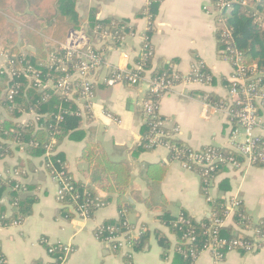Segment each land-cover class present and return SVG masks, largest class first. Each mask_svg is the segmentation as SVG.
Masks as SVG:
<instances>
[{"label":"crops","instance_id":"obj_1","mask_svg":"<svg viewBox=\"0 0 264 264\" xmlns=\"http://www.w3.org/2000/svg\"><path fill=\"white\" fill-rule=\"evenodd\" d=\"M148 1L77 0L82 26H88V15L94 12L97 19L126 20L133 31L123 36L118 42L120 45L114 42L103 47V64L93 73L92 99L82 108L85 137L80 141L65 138L56 148L63 153L72 177L90 183L88 166L80 159V153L85 141L98 142L109 159L129 164L131 179L126 191L112 195L111 201L91 217L74 213L67 219L57 201V184L44 169L45 154L32 157L22 149H14L11 157L0 160V174L32 187L29 193L35 194L37 200L20 224L0 226L3 264H48L51 258L42 245L44 243L68 245L74 249L61 264H180L174 253L176 238L159 219L164 211L172 216L186 212L201 219L210 211L208 198H223L226 204L230 199L241 200L253 224L264 218V166L246 162L237 168L228 166L209 179L203 191L197 173L170 161L165 148L159 146L137 152L139 131L144 122L142 101L150 75L146 73L144 80L135 86L126 82L108 86L105 80L113 69H126L132 65L133 58L141 51L149 21L137 16V12ZM207 5L212 6L211 0H161L150 37L153 69L173 60V68L186 75L193 61L200 59L214 77L209 85L179 83L172 91L164 93L158 102V114L165 118L169 127L177 126V138L195 150L204 146L228 148V136L233 127L220 112L204 113L199 98L202 91L224 97L225 83L231 71L229 62L217 56L215 17L204 8ZM22 48L33 51L29 46ZM3 63L0 48V68ZM259 114L261 122L256 133L264 137V109ZM0 115L6 116L1 108ZM33 117V113H25L19 120L25 122ZM151 163L167 166L158 184H152L144 174L145 165ZM11 172L17 175L13 176ZM119 204L122 210H119ZM121 215L124 222L132 226L134 238L135 229L140 226L149 231V238L139 250L124 244L113 251L95 235L98 225L105 220H117ZM225 224L236 227L230 216ZM157 233L167 238V248L158 243ZM41 238L46 241L40 242ZM193 264H264V241L252 251H229L218 262L209 252L203 251Z\"/></svg>","mask_w":264,"mask_h":264},{"label":"trees","instance_id":"obj_2","mask_svg":"<svg viewBox=\"0 0 264 264\" xmlns=\"http://www.w3.org/2000/svg\"><path fill=\"white\" fill-rule=\"evenodd\" d=\"M160 2L161 0H149L137 12V16L145 17L149 21V28L145 32L141 51L133 58V64L127 68L140 76L149 73L151 78L165 77L174 84H179L183 77H193L195 73L199 76L201 74L210 76V83H212L214 77L200 59L193 61L186 75L173 68V60L163 63L161 67L154 69L151 67L153 48L150 37ZM222 17L225 20L224 26L229 29V35H224L222 26L215 23L217 56L221 59L227 56L237 57L238 63L253 76L254 81L264 83V0H236L223 10ZM87 20L86 28L89 34H93L95 29L98 31L106 29L118 38L125 37L133 31V27L129 26L126 20L97 19L94 12L89 13ZM81 23L76 0H0V48L8 54L7 65L16 69L20 62L24 67L30 64L38 73L41 83L47 79L55 80L64 72H56L55 66L50 67L46 62L47 44L52 43L54 45L52 52L64 59L63 52L58 48L59 44L64 41L70 29L80 27ZM107 44L110 45V41H107ZM24 46L31 47L33 51L27 50L25 54H22L20 48ZM135 66L140 67V70ZM252 68L255 69L254 72ZM18 73L16 71L9 76L7 72L0 70V108L6 113V116L0 115V160L11 157L14 149H22L32 157L47 154L43 163L53 161L60 170L64 171L66 181L73 185L71 190L57 197L63 216L71 219L76 209L86 204L88 217H91L99 209L97 204L104 207L111 201L112 195H121L126 191L131 179L129 164L123 161H112L98 142L88 140L82 147L80 159L87 163L90 183L75 180L67 169L63 153L56 148L65 138L80 141L86 135L82 127V108L86 106V103L82 105L74 100L80 95L79 84L75 86L76 92L69 97L55 89L41 88L40 82L36 79H28ZM111 76L112 74L107 78ZM124 80L127 81V79ZM225 84L226 87L229 85L227 81ZM11 90L14 92L9 98ZM199 93V98H204L210 104L225 103L224 97L216 96L211 92ZM25 113H33V119L20 122V117ZM160 117L165 119L159 115ZM143 120L139 131L137 152L155 148L148 140L153 120L144 116ZM166 140L179 149V161L188 160L187 152L191 148L178 138H167L164 141ZM260 144L264 146V137H261ZM207 147L210 146L200 147L198 150ZM219 152L226 157L233 156L242 161L241 157L229 148L219 147ZM170 156L171 153L168 154V159L172 161ZM227 167L224 163L218 162L205 174L199 167L194 166L193 169L199 176L200 187L204 191L205 181L214 178ZM46 169L49 171L48 168ZM166 169L167 166L164 163H151L145 165L144 174L152 184H158L163 179ZM31 189L32 187L18 179L0 174V226H11L14 222L21 223L31 213L32 205L37 200L35 194L29 193ZM208 204L210 205L209 216L205 215L201 219H196L186 212H182V221H178L177 216H172L165 211L159 216L161 223L176 238L174 253L180 264L191 263L190 258L185 257V253H189L190 248L195 252L203 248L210 238L208 228L215 218L225 220L224 212L227 210L225 199H210ZM118 207L122 210L120 204ZM231 217L233 224L239 228L226 224L218 228L219 236L227 241H253L250 235L242 231L245 227L264 230V218L256 224L251 223L241 200L238 201ZM102 224L114 226L116 234L126 230L122 215L117 220H105ZM189 232L193 236L192 245L185 244L183 239V235ZM95 234L102 240L106 233L95 229ZM148 238L149 231L144 227L139 237L131 240L133 248L139 250ZM157 239L163 248L168 247L169 242L165 236L157 233ZM41 241L44 243L46 239L41 238ZM42 245L47 251L53 248V251L49 253L51 261L48 264H58L62 252L56 246L57 244ZM224 250V247L219 249L223 254ZM238 252L244 251L238 249ZM0 258L3 259L1 255Z\"/></svg>","mask_w":264,"mask_h":264},{"label":"built area","instance_id":"obj_3","mask_svg":"<svg viewBox=\"0 0 264 264\" xmlns=\"http://www.w3.org/2000/svg\"><path fill=\"white\" fill-rule=\"evenodd\" d=\"M236 0H211L214 3L213 15L215 17V23L222 26L224 35H229V29L224 26V18L222 17L223 10L228 7L232 2ZM212 4V3H211ZM207 9V6H204ZM113 40L114 42H121L123 36L115 38L114 34L107 31L106 29L98 31L95 29L93 34H89L85 26L70 29L67 33L66 38L59 44V49L63 52L64 59L61 56L54 54L51 49L54 50L52 43L47 44V57L46 62L50 67H54L56 72H64L59 75L55 80L47 79L44 83H41L38 73L27 65L24 67L20 62L17 68H13L7 65L8 54L3 52L4 63L0 70L8 73L12 76L16 71L21 76L28 79H36L41 88H51L58 90L62 93L67 94L69 97L75 93V86L79 84L80 95L74 100L85 101L88 105L92 97L93 89V72L97 71L103 64L104 53L103 47L108 46L107 41ZM22 54H25V49L20 48ZM236 59V60H235ZM223 60L229 62L231 71L227 77V91L224 96L225 103L210 104L204 98L201 99L203 104L204 113L207 112H220L224 114L228 122L232 124V129L228 136L227 147L235 151L242 159L239 161L233 156L226 157L219 152V147H207L202 150L190 149L187 152L188 160L179 161V149L165 139H177V126L169 127L165 119L159 118L157 111L158 102L160 97L164 93L172 91L177 85L171 80L165 77H156L147 79V89L144 101H142V112L145 118H151L153 120V127L150 130L148 140L154 147H163L168 154L171 153V160L178 162L182 168L194 171L193 167H199L203 174L211 171L215 164L218 162L224 163L226 166L237 168L242 163H250L253 165L264 166V146L260 144L262 136L256 133V129L260 125V111L264 109V83H258L254 81L253 76L246 72L239 63L238 58L232 56L223 57ZM138 70L140 67L135 66ZM118 71V72H117ZM255 69L252 68V72ZM117 72V73H116ZM144 76H140L137 73L130 72L126 69H113L112 76L105 80V83L109 86L116 85L117 83L125 82L129 85H138L143 81ZM173 79V78H172ZM174 80V79H173ZM211 81L210 76L201 74H194L191 78H184L180 83H196L200 85H207ZM14 91L9 92V98H11ZM158 127V128H157ZM48 155L46 154V157ZM44 165L49 169L51 178L57 183V197L59 198L65 191H69L73 188V185L66 181L64 178V171L60 170L53 161H48ZM195 172V171H194ZM208 180L205 181V186ZM210 198H208V201ZM239 200L230 199L225 210V220L227 217H231L232 213L236 209ZM97 208L103 207V205H96ZM75 213L81 217L88 218V209L86 204L80 205ZM178 221L183 220V214L180 213ZM225 220L215 218L209 228V240L204 244L200 251H193L191 248L188 250L189 253H185V257H189L191 260L190 264H193L195 258L203 251H207L211 254L215 261L222 260L226 253L229 251H238L242 249L244 252L252 251L256 249L262 241H264V230H258L254 228H245L246 234L250 235L253 239L251 242L244 240H233L227 241L218 234V228L225 225ZM19 222H14L13 225H18ZM126 230L120 234H116V229L112 225L103 226L101 223L95 229H99V232H105L104 238L101 241L108 244L112 249L117 250L124 244L132 245L131 240L134 236L131 234L133 230L132 226L125 222ZM264 228V223H263ZM144 227L140 226L135 229L134 235L136 238L142 233ZM96 235V234H95ZM99 239V237L97 236ZM184 243L192 245L193 236L191 233L183 235ZM100 240V239H99ZM60 248L62 255L59 257L61 264L67 255H69L74 249L71 246L56 245ZM225 248V253L219 251L220 248ZM53 248L48 250V253L52 252ZM130 256V254H128ZM3 259L0 258V263Z\"/></svg>","mask_w":264,"mask_h":264},{"label":"rangeland","instance_id":"obj_4","mask_svg":"<svg viewBox=\"0 0 264 264\" xmlns=\"http://www.w3.org/2000/svg\"><path fill=\"white\" fill-rule=\"evenodd\" d=\"M212 4V6H208L207 5V11L208 12H210L211 14H213L212 12H214V9L212 8V7H214L215 8V6H214V3L213 2H211ZM76 8H77V0H76ZM86 30L88 31V28H86ZM117 45H120L119 43L117 44ZM219 57V56H218ZM220 58V57H219ZM221 59V58H220ZM209 84H211V83H209ZM209 84H207V85H209ZM76 102H77V100H76ZM79 102L82 104V105H85V101H82V100H79ZM87 104V103H86ZM44 166V169H45V171L47 172V174H48V176H49V178H51V174H50V171H48L46 168V166L45 165H43ZM11 175H13V176H16L17 174L16 173H14V172H11ZM52 179V178H51ZM53 180V179H52ZM54 181V180H53ZM55 183H56V181H54ZM57 184V183H56ZM229 202H230V200H229ZM228 202V203H229ZM226 205H228V204H226ZM76 214V213H75ZM139 228V227H138ZM137 228V229H138ZM65 246H68V245H65ZM72 248V247H71ZM113 251H117V250H115V249H112Z\"/></svg>","mask_w":264,"mask_h":264},{"label":"water","instance_id":"obj_5","mask_svg":"<svg viewBox=\"0 0 264 264\" xmlns=\"http://www.w3.org/2000/svg\"><path fill=\"white\" fill-rule=\"evenodd\" d=\"M110 43H114V41L113 40H110ZM205 215L206 216H209V213H206Z\"/></svg>","mask_w":264,"mask_h":264}]
</instances>
